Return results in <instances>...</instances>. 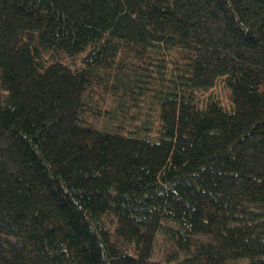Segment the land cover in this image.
Returning <instances> with one entry per match:
<instances>
[{"label": "trees", "instance_id": "obj_1", "mask_svg": "<svg viewBox=\"0 0 264 264\" xmlns=\"http://www.w3.org/2000/svg\"><path fill=\"white\" fill-rule=\"evenodd\" d=\"M0 264H264V0H0Z\"/></svg>", "mask_w": 264, "mask_h": 264}, {"label": "rangeland", "instance_id": "obj_2", "mask_svg": "<svg viewBox=\"0 0 264 264\" xmlns=\"http://www.w3.org/2000/svg\"><path fill=\"white\" fill-rule=\"evenodd\" d=\"M216 83L217 84L211 88H208L204 91H198L196 93V97L198 98L200 104L205 103L208 98H216L219 100L222 106L225 105L223 107L226 108V106H229V104L231 105L228 97V91L220 80L217 79Z\"/></svg>", "mask_w": 264, "mask_h": 264}]
</instances>
